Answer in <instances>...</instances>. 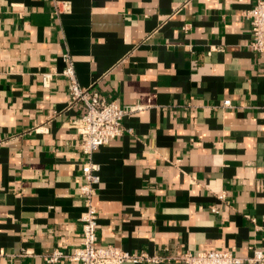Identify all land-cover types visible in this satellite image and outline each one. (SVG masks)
<instances>
[{
	"label": "crops",
	"instance_id": "0c3cea01",
	"mask_svg": "<svg viewBox=\"0 0 264 264\" xmlns=\"http://www.w3.org/2000/svg\"><path fill=\"white\" fill-rule=\"evenodd\" d=\"M255 2L0 0V264H47L44 255L80 243L86 159L68 127L79 113L67 108L64 78L44 87L40 76L60 72L64 53L80 86L141 107L92 155L98 245L228 251L240 264L264 256V55L248 47Z\"/></svg>",
	"mask_w": 264,
	"mask_h": 264
},
{
	"label": "built area",
	"instance_id": "2783aa9c",
	"mask_svg": "<svg viewBox=\"0 0 264 264\" xmlns=\"http://www.w3.org/2000/svg\"><path fill=\"white\" fill-rule=\"evenodd\" d=\"M62 13L61 3L55 2L53 14ZM250 24L249 49L264 55V0H256L247 12ZM64 67L60 72L41 73V82L44 87L54 76L62 77L67 82L68 105L75 108L78 116L68 122V127L75 130L79 137V150L86 161L81 167L82 180L78 186V198L83 212L78 221L81 229L80 243L66 250L55 249L44 255L47 264H164L178 262L180 264H240L241 259L228 251H184L176 256L150 255L146 252L133 255L116 246H100L97 237L98 211L94 204L97 185L100 182V167L93 162L92 155L100 147L107 145L122 136L124 129L123 119L138 111L141 107L118 106L114 101L108 100L93 86L82 87L76 79L73 61L67 53L61 56ZM224 106H229L225 101ZM221 199L223 197H220ZM251 264H261L264 256L261 251H253V256L246 260Z\"/></svg>",
	"mask_w": 264,
	"mask_h": 264
}]
</instances>
